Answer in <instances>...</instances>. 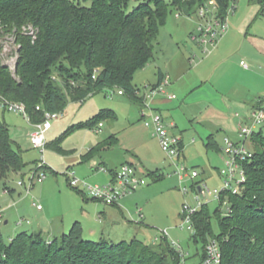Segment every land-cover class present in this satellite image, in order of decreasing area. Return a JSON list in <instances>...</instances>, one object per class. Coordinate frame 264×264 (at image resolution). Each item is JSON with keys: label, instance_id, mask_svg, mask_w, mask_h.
<instances>
[{"label": "rangeland", "instance_id": "1", "mask_svg": "<svg viewBox=\"0 0 264 264\" xmlns=\"http://www.w3.org/2000/svg\"><path fill=\"white\" fill-rule=\"evenodd\" d=\"M70 1L85 7L90 5V0ZM146 1L128 0L126 11L131 12ZM163 1L169 5L171 0ZM226 13L228 27L222 36L225 41L222 43L221 37L211 48H200L190 40L189 35H197L199 25L205 26L208 17L200 18L197 14L185 16L169 8L165 23L157 35L153 59L133 75L132 85L143 97L142 107L125 95L117 96L116 90L109 93L112 94L110 96L100 92L82 102H68L45 132L43 153L30 145L29 134L33 131L30 122L21 114L4 111L0 107V120L19 147L23 163L20 173H11L6 180L0 181V210H3L0 236L5 243L21 232L39 230L45 238H58L67 234L77 222L85 240L105 239L118 243L138 239L147 245H158L162 242V233H165L166 240L174 249H181L192 257L191 260L198 258L203 245L199 240L194 242L192 232L185 228L184 206L196 208V183L210 191L223 188L218 175L226 159L223 139L239 140V124L250 117L251 107L264 99V12L261 13L260 5L251 0H228ZM213 18L210 16V19ZM220 42L222 46L216 54ZM18 48L19 44L12 35L0 33V63L7 66L12 74ZM242 62L247 71H243ZM165 63L176 67L184 65L186 68L183 81L171 92L176 96L174 106L167 110L168 117L161 116L169 131L180 138L181 144L182 137L185 134L189 136L191 144L182 148L183 156L179 164L184 165L189 173L195 171L198 174L195 180L183 175L180 181L175 173L176 162L168 159L161 149L160 153L154 152L157 164L149 166L144 162V167H138L132 156L125 152L131 147V137L136 131L152 134L141 118V112L148 113L143 106L149 101L145 97V90L155 82L157 68L163 70ZM254 108H258V105ZM102 109L113 111L114 120L102 116L95 119L91 128L77 129L66 135L59 146L68 154H61L51 146L68 127L89 120ZM98 124H101L99 129ZM208 134L215 143L212 147L205 144ZM111 137L115 139L114 142L89 161L77 164L69 160L79 158L96 145L109 143ZM246 147L252 150L250 138L246 139ZM131 160L134 163H130ZM41 163L45 166L42 170L44 178L35 176L31 181V170ZM125 163L136 167L147 184L119 199L122 213L114 209L115 216L112 218L102 216L104 209L111 206L92 199L82 188L76 190L69 185L68 172H73L75 178L88 185H106L111 179L109 171L116 173ZM96 167L104 168L107 172H100ZM146 170L159 172L163 178L153 182ZM19 181L21 185H18ZM4 184L14 190L4 192ZM184 188L187 194L181 192ZM202 204L207 206L211 231L217 236L219 229L214 211L219 209L225 215L227 204L213 197H206ZM138 208H141L142 219L137 214Z\"/></svg>", "mask_w": 264, "mask_h": 264}, {"label": "trees", "instance_id": "2", "mask_svg": "<svg viewBox=\"0 0 264 264\" xmlns=\"http://www.w3.org/2000/svg\"><path fill=\"white\" fill-rule=\"evenodd\" d=\"M207 1L171 0L168 5L163 0H148L127 12L128 0H90L87 7L70 0H0V33H9L19 44L14 74L0 63V97L24 104L32 124L42 122L44 112L58 113L68 102H82L110 90H122L142 107L143 97L132 85L133 75L153 59L169 8L190 16ZM213 1L217 16L225 19L228 0ZM251 1L264 12V0ZM27 27L34 30V38L23 31ZM157 74L156 85L164 77ZM263 103L264 99L255 105L260 108ZM102 116L115 118L113 111L102 109L89 120L68 127L51 146L63 153L59 144L66 135L91 128ZM263 126L250 137L253 157L244 163L242 193L220 196V203L227 199L229 211L225 215L214 211L219 234L211 231L206 205L193 215L192 238L203 245L198 260L204 257L209 240L216 239L220 264H264ZM108 144L90 148L82 159L92 158ZM22 168L21 151L0 120V181ZM109 172L114 178L115 172ZM148 176L154 182L162 178L156 172ZM4 189L10 190L6 184ZM178 260L166 238L158 245L138 239L118 243L85 240L77 222L67 234L49 240L41 232H21L8 243L0 236V264H177Z\"/></svg>", "mask_w": 264, "mask_h": 264}, {"label": "built area", "instance_id": "3", "mask_svg": "<svg viewBox=\"0 0 264 264\" xmlns=\"http://www.w3.org/2000/svg\"><path fill=\"white\" fill-rule=\"evenodd\" d=\"M208 4V7L206 6ZM200 18L208 17L209 20H206L205 26L199 25L196 34H190L189 38L196 46L203 48L205 46L215 45L216 41L223 36L227 30L226 19L221 20L217 16V6L213 0H209L198 8L196 13ZM211 18L213 19H210ZM28 35L35 37L34 30L31 27L23 29ZM241 65L245 68L246 65L242 62ZM94 78V76H93ZM170 81L167 76H164L162 80L156 86L146 87L145 97L150 99L152 96L162 92L167 86H169ZM113 91H108L106 94L109 95ZM112 95V94H110ZM109 95V96H110ZM117 96H123L122 90H116ZM169 99H175L176 96L171 94L168 96ZM145 109L148 111L147 114L141 112V118L145 127L150 128L152 131V136L157 139L161 151L166 155L168 159L174 164L178 175L179 180L182 181L183 175H188L192 180L198 178V174L193 171L189 173L187 168L179 164L182 157V147L180 138L172 134L169 131L168 126L164 122L160 113L155 112L149 103L146 105L143 104ZM0 107L4 111H9L13 113L21 114L28 122H30L29 117L26 113L24 104L19 102L7 101L6 99L0 97ZM264 103L260 108H254L251 111L250 117L245 119L244 122L239 124L238 128V137L239 140L234 141L225 137L223 139L224 149L223 154L226 157L224 162V167L218 170V175L222 179L223 188L218 191L216 189L210 191L206 189L201 184L196 183L202 187L203 199H201L200 194L195 189V202L197 203L196 208L192 209L189 206L185 205L183 209V223L187 231L192 232V235L195 233L193 226V215L203 206L202 201L206 197H213L220 201L221 195L231 194L239 195L242 193L245 183H246V174L244 169V163L249 161L253 157V149L249 150L246 147V139L250 138L253 132L257 131L259 128L264 125ZM39 109V107H36ZM143 111V110H142ZM58 118L57 113L44 112L43 121L36 124H31L33 131L29 134V142L32 149L38 150L40 153H43L45 147V132L50 129V123L52 120ZM245 123V124H244ZM101 127V124L98 125L97 129ZM172 127V126H171ZM45 166L43 163L39 164L31 170V181L37 176L38 178H44ZM96 170L106 173V169L96 167ZM69 176V185L71 188L78 190L82 188L83 192L87 194L92 199L99 201L107 206L117 205L119 199H121L126 193L136 190L139 187L146 185V179L144 176L140 175L137 169L128 163L123 164L119 171L115 173L114 178H111L106 185H88L84 181H79L74 177L73 172L67 173ZM22 182H18V185H21ZM4 192H9L8 189H4ZM183 194H187V190L184 188L181 191ZM227 204V212L229 211L227 199L222 202ZM40 209V206L36 207ZM3 210H0V219L2 218ZM137 214L139 219H142L141 209H137ZM18 224H21L19 222ZM183 227V225H182ZM161 238H166V234L162 233ZM179 260L177 264H220L222 255L218 242L216 239H210L204 248V257L201 260L195 258L196 260H191L192 257H188L187 254H184L181 249H175ZM190 261V262H189Z\"/></svg>", "mask_w": 264, "mask_h": 264}, {"label": "crops", "instance_id": "4", "mask_svg": "<svg viewBox=\"0 0 264 264\" xmlns=\"http://www.w3.org/2000/svg\"><path fill=\"white\" fill-rule=\"evenodd\" d=\"M222 43L223 41H225V37H222L221 39ZM220 42V43H221ZM222 43L219 45H217V48H216V54L219 53V50L222 46ZM214 48V47H213ZM157 53V52H156ZM213 55V53L211 54ZM210 55V56H211ZM189 59V58H188ZM208 60V59H207ZM198 67L200 65H197ZM243 71H247L245 70L244 67H242ZM157 72L160 73L161 76H167L169 78V81H170V84L169 86H167L162 92L152 96L150 99H148V103L150 104L151 108L155 111V112H158L160 113L163 118L164 117H168L167 116V110L171 107H173L174 105V101L176 100L175 99H169L168 96L171 95V92L173 93L174 90H176L177 86L179 85V83H181V81H183L185 75H186V68H184V65H178L177 67L176 66H171L170 64H167L165 63V66L163 67V70H161L160 68H157ZM158 83V74H156V79H155V82L152 83V85H149L148 87H151V86H154ZM145 93H146V90H145ZM144 96V95H143ZM258 102V101H257ZM256 104V103H255ZM255 104L251 107V111L254 109V106ZM173 105V106H172ZM140 129V128H139ZM181 135V134H180ZM183 135H181L182 137ZM210 136V134H208L205 138V144L207 143H210V147H212L215 143H214V140L213 138L211 139H208V137ZM132 139V144H131V147L128 148V149H125V152L127 154H130L132 157V160L134 162H136L135 164L138 166V165H141L142 167H144V162L146 164H148L149 166H153V165H156L157 162H158V159H156L154 157V152H158L160 153V146H159V143L157 141L156 138H154L152 136V134L150 135V133H147L146 131H142V130H139V132L137 133V131L132 135L131 137ZM114 138L111 137V139L109 138V145L112 144L114 142ZM193 140V138H192ZM189 136H187V134L184 135V137H182V148L184 149L185 146H189ZM62 149V148H61ZM106 148H103V150H105ZM63 150V149H62ZM86 153V152H85ZM81 154V156L79 158H70L69 160L72 162H76L77 164L78 163H83V162H87L89 161L90 159L88 160H83L82 159V156L85 154ZM61 154H68L67 151L63 150V153ZM98 154V153H97ZM182 156H183V151H182ZM132 160L130 161V163H134L132 162ZM69 162V161H68ZM71 162V163H72ZM124 162H126V160H124ZM70 163V162H69ZM102 163V162H101ZM95 166V164L92 162V167ZM139 167V166H138ZM94 168V167H93ZM136 168V167H135ZM137 169V168H136ZM138 171V169H137ZM147 171V170H146ZM21 172V171H20ZM19 172V173H20ZM152 172V171H151ZM149 171H147V175L149 173H151ZM139 173V172H138ZM157 174H161L159 172H156ZM141 175V174H140ZM162 175V174H161ZM163 178V176H162ZM161 178V179H162ZM160 179V180H161ZM159 181V180H157ZM155 181V182H157ZM154 182V181H153ZM147 184V183H146ZM146 186V185H144ZM143 187V186H142ZM9 192L10 191H13L14 189L12 188H9ZM114 209H118L121 212L120 210V206L119 204L117 205H114V206H111V208H105L104 211L102 212V216L103 215H106L108 216L109 218H112L115 216V211ZM141 209V208H140ZM4 223L6 224L7 221H4ZM39 232H41L39 230ZM42 233V232H41ZM46 239H51L50 237H47Z\"/></svg>", "mask_w": 264, "mask_h": 264}, {"label": "water", "instance_id": "5", "mask_svg": "<svg viewBox=\"0 0 264 264\" xmlns=\"http://www.w3.org/2000/svg\"><path fill=\"white\" fill-rule=\"evenodd\" d=\"M196 191L200 194L201 199H203L202 187L200 185L196 186Z\"/></svg>", "mask_w": 264, "mask_h": 264}]
</instances>
